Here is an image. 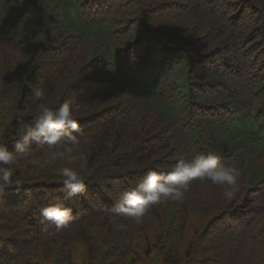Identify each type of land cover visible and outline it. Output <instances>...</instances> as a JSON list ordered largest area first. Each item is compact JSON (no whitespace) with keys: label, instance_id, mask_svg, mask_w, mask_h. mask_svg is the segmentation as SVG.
I'll return each mask as SVG.
<instances>
[{"label":"trees","instance_id":"trees-1","mask_svg":"<svg viewBox=\"0 0 264 264\" xmlns=\"http://www.w3.org/2000/svg\"><path fill=\"white\" fill-rule=\"evenodd\" d=\"M37 89L74 105L94 143L73 167L92 182L67 201L55 165L21 161L24 184L0 192L2 264H264V0H0L9 149ZM195 155L239 170L233 199L196 180L139 224L116 215L130 185ZM53 203L67 227L39 223Z\"/></svg>","mask_w":264,"mask_h":264},{"label":"clouds","instance_id":"clouds-1","mask_svg":"<svg viewBox=\"0 0 264 264\" xmlns=\"http://www.w3.org/2000/svg\"><path fill=\"white\" fill-rule=\"evenodd\" d=\"M34 97L40 101L36 105L34 121L23 127L12 149L0 143V192L10 186L20 187L24 184L16 172L21 168V161H26L34 167L55 165L54 173L62 184L63 199L72 201L85 195L88 184L92 182L91 178L86 180L85 175L73 165L84 160L81 145H92L94 141L81 130L73 104L65 102L58 108H52L45 102V94L40 89L34 91ZM37 152L42 156L38 157ZM239 176L237 168L223 164L220 157L215 155H195L190 160L180 158L166 175L151 170L143 180L130 185L115 202V213L139 224L154 206L182 199L190 184L196 180H208L222 186V195L231 200ZM71 219L72 209L62 203L42 206L39 210V223H54L57 230L67 227ZM109 223L114 230L127 228L126 224L119 223L115 218Z\"/></svg>","mask_w":264,"mask_h":264}]
</instances>
